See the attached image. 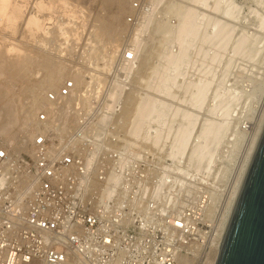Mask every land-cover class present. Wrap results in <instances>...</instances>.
Here are the masks:
<instances>
[{
	"label": "rangeland",
	"instance_id": "1",
	"mask_svg": "<svg viewBox=\"0 0 264 264\" xmlns=\"http://www.w3.org/2000/svg\"><path fill=\"white\" fill-rule=\"evenodd\" d=\"M66 1L76 11L72 17L55 13L56 22L71 18L57 30L63 31L57 35L51 22L50 34L41 33L35 37L39 41L34 38L25 43L36 52V60L42 56L50 61L48 69L37 63L33 72L39 68L38 78L45 74L48 82L25 87L27 92L20 83L10 88L14 87L8 74L12 68L1 61L3 73L7 71L9 76L0 78L1 87L11 89L9 96L2 93L31 108L36 104L35 94L59 89L79 72L81 87L77 85L73 91L94 84V89L79 95L103 100L90 107L93 113L112 114L109 127L142 130L154 124L155 134H126L122 143L135 148L127 159L133 157L138 163L134 171H138L143 192L157 195L155 210L160 215L197 212L204 215L208 232L216 229L220 209L264 108V90L257 92L264 83V0H158L141 27L128 24L132 0ZM34 2L27 0L14 34L5 33L3 24H9L10 18H3L5 23L1 19V41L3 37L22 39L19 32L23 28V34ZM95 32L103 35L98 37ZM129 48L138 49L136 61L121 62ZM22 73L26 71L21 67L16 70L19 78ZM55 77V83L50 82ZM3 94L0 108L7 99ZM6 111L9 109H0V134L5 136L0 135V143L18 144L22 132H7ZM44 111L36 112L38 118Z\"/></svg>",
	"mask_w": 264,
	"mask_h": 264
},
{
	"label": "built area",
	"instance_id": "2",
	"mask_svg": "<svg viewBox=\"0 0 264 264\" xmlns=\"http://www.w3.org/2000/svg\"><path fill=\"white\" fill-rule=\"evenodd\" d=\"M158 3L132 0L128 24L141 27ZM138 53L125 50L121 62ZM92 85L71 95L75 81H65L48 94L62 108L56 123L44 111L34 138L18 140L23 148L0 143V264H216L218 227L208 232L193 211L160 215L127 159L135 148L122 136L155 134L154 124L109 127L112 114L90 107L103 100L79 95Z\"/></svg>",
	"mask_w": 264,
	"mask_h": 264
},
{
	"label": "bare ground",
	"instance_id": "3",
	"mask_svg": "<svg viewBox=\"0 0 264 264\" xmlns=\"http://www.w3.org/2000/svg\"><path fill=\"white\" fill-rule=\"evenodd\" d=\"M32 1V0H31ZM27 0H0V23L1 21L3 20L4 23L7 21H5V18L8 19L10 18V20L8 21L9 24H3L2 23L0 25H2V28L4 27V29L6 28V32L7 34H9L8 32L10 31V33L14 34L15 33V28L17 27L16 24H17V21L18 19L23 16V14L25 13L26 11V8H27ZM33 6H30V8H32V10H30L31 12H29V16L26 20V18H22L24 19L23 22H25V26L26 28L24 29V32L22 34L21 30L23 28H21L20 32L21 35H22V39L20 41H16L14 39H12L11 37V40H4V37L2 38L3 41L0 42V78H5L7 74V71H5V73H3L2 69L3 67L1 68V61H3L4 63H8L7 66H4V67H8V65L10 64V68H12L11 70L9 69L8 70V74L10 75V86H14V84H21L22 85V88L24 90H26L28 87H30L32 85V87H34L33 85L36 83H39L40 86H42L41 84L43 82H48L47 78L45 77V74H43V77H41L40 79L38 78L39 74L42 73V72H39L37 74V70H39V68L36 70V74L33 73L34 72V66L35 64H43L44 65V68L48 69L49 65H50V61L48 60H44L41 56V58L44 60L42 61L41 58H37L36 60V52L34 53V51L31 50L30 47H28V45H26L25 43H28L26 42L27 40H32L34 39L36 36H40L41 33H44V34H50V32L52 30H49L48 28V25H50L51 22H53L52 24H55L56 27H55V32L61 27L60 25H68L71 21V18L70 19H65L66 21L64 23H62L63 21L61 22H56L55 21V18L57 17V13H64L63 15H67L68 17H72L73 13L76 11L75 9V6H73V4L69 3V1H66V0H35L34 3H31ZM27 12H28V9H27ZM56 13V14H55ZM27 14V13H26ZM56 15V16H55ZM3 16V17H2ZM26 16V15H25ZM66 16V18H67ZM60 17V16H59ZM65 17V16H64ZM2 19V20H1ZM60 19V18H59ZM63 19V16L62 18ZM20 22V21H19ZM22 22V23H23ZM57 23V24H56ZM23 25V24H22ZM21 23H20V27H22ZM63 25V27H64ZM7 26V27H6ZM24 26V25H23ZM51 27V25H50ZM19 28V27H18ZM54 28V25L51 29ZM120 28V26H119ZM19 30V29H18ZM61 30L63 31V29L61 28ZM61 30H59V33L61 32ZM64 30H68V28L65 27ZM69 31V30H68ZM67 31V32H68ZM119 31V30H118ZM117 31V32H118ZM66 32V33H67ZM116 32V33H117ZM58 33V31H57ZM59 33L57 35H59ZM65 33V31H64ZM65 33V34H66ZM62 35H65L63 33H61ZM95 34L99 37L100 35H103V34H98L97 32H95ZM94 35V34H93ZM5 36V35H4ZM42 36V35H41ZM49 36V35H48ZM67 36V35H65ZM8 36H6V39H7ZM117 37V36H116ZM115 37V38H116ZM62 38V37H61ZM114 38V40H115ZM37 39V38H35ZM62 39H65V38H62ZM24 40V41H23ZM38 40V39H37ZM96 40V39H95ZM109 40V39H108ZM39 41V40H38ZM116 41V40H115ZM41 42V40H40ZM61 42V41H60ZM63 42V41H62ZM117 42V41H116ZM115 42V43H116ZM35 43V42H34ZM43 43V41H42ZM46 43V42H45ZM48 43V42H47ZM75 43V42H74ZM73 43V44H74ZM61 44V43H60ZM112 44V43H111ZM114 45V44H113ZM31 46V45H30ZM68 46V45H67ZM100 48V47H99ZM116 48V47H115ZM40 49V47H39ZM66 49V48H65ZM61 50V49H60ZM70 50V49H69ZM64 51V50H63ZM43 52V51H42ZM62 52V51H61ZM53 53V52H52ZM51 53V54H52ZM55 54V53H54ZM44 56V55H43ZM70 56V55H69ZM73 56V54H72ZM73 58V57H72ZM51 59V58H50ZM53 59V58H52ZM58 59V58H57ZM73 61V60H72ZM56 62V61H55ZM3 63V64H4ZM52 63V62H51ZM67 63V62H66ZM2 64V65H3ZM5 64V65H6ZM12 64V65H11ZM55 64V63H54ZM63 65V64H61ZM48 66V67H47ZM58 66V65H57ZM65 66V65H63ZM22 68L24 71H26V73H22L21 74V78H19L18 75H16V70L18 68ZM41 67V66H40ZM43 67V66H42ZM41 67V68H42ZM43 68V69H44ZM60 68V67H59ZM68 68V67H66ZM41 71V70H40ZM43 71V70H42ZM61 71L64 72L63 69H61ZM68 72V71H66ZM64 72V73H66ZM75 73V72H74ZM79 73V72H78ZM78 73L76 74H73L72 77L73 78H70L72 80L75 81V86H74V90H75V87L77 85L80 84L81 81L78 80ZM48 75H50L49 73H47ZM41 75V74H40ZM47 77H50L48 76ZM65 75V74H64ZM71 75V74H69ZM55 76V75H54ZM9 77V76H8ZM37 77V79L35 78ZM58 77H55L53 78L50 82L52 83H55L56 79ZM94 78V77H92ZM7 79V78H6ZM32 79V82L30 80ZM67 79V78H66ZM69 79V78H68ZM67 79V80H68ZM61 80V79H60ZM59 80V81H60ZM64 80V79H63ZM2 81V80H1ZM0 81V95L3 94L2 92L6 91L7 94L9 93V89L10 88H14L16 87V85L14 87H10V86H4V87H1L2 86V83ZM5 81V80H4ZM3 81V82H4ZM58 81V83H59ZM96 81V80H95ZM6 82V81H5ZM79 82V83H78ZM94 82V80H93ZM30 85H29V84ZM7 84V83H6ZM27 84L29 86H27ZM35 84V85H36ZM57 84V83H56ZM64 84V83H63ZM62 84V85H63ZM38 86V85H37ZM80 86V85H79ZM6 87V88H5ZM10 87V88H8ZM25 87H27L25 89ZM36 87V86H35ZM53 87V85L51 86ZM61 87V86H60ZM81 87V86H80ZM21 88V87H20ZM39 89V87H37ZM56 88V87H55ZM264 83L263 84H260L259 85V90L257 89V92H262L264 89ZM17 89V88H16ZM30 89V88H29ZM73 89L71 90V95L72 93H74L75 91H73ZM78 89V88H77ZM11 90V89H10ZM31 90V89H30ZM29 91L28 89L26 90V92ZM49 91V90H48ZM52 91H55V93L57 94L58 93V89L56 88L55 90L52 89ZM51 91V92H52ZM77 91V90H76ZM12 92V91H11ZM18 92V91H16ZM20 92H22L20 90ZM40 92V91H39ZM38 92V93H39ZM5 93V92H4ZM30 93V92H29ZM42 93V94H41ZM15 94V93H14ZM20 94V93H19ZM48 92L46 93V91H43L41 90L40 94H35L34 95V100H36V104L34 105V107H27L26 103L23 104V106H20V103L15 101L17 98L13 97V96H10V98L8 99L6 94H3L6 98V100L4 101V107H1V108H7L9 109V113H4V118H5V121H6V124L7 126H5L7 132L10 130L8 129H11L12 131L14 130V132L16 131H20L22 133H19V135H23V134H26V133H31L33 135H31L32 139L34 138V133H36L38 131V129L40 127H42L45 123H43L41 120H39L38 118V115H36V112L38 110H42L44 109L48 115H49V119L46 121V122H54L56 123L55 121H58V118H56V113L59 112V110H62V108L58 109L57 111V108H55V105L51 103V101L48 100ZM10 95V93L8 94V96ZM3 96V97H4ZM21 96V95H20ZM26 96V95H25ZM1 97V96H0ZM33 98V97H32ZM31 98V99H32ZM2 99V98H0ZM4 99V98H3ZM0 100V103L3 101ZM18 100V99H17ZM19 101V100H18ZM22 101V100H21ZM17 102V103H16ZM33 102V101H32ZM24 103V101H23ZM3 104V103H1ZM1 106V105H0ZM0 108V109H1ZM5 110V109H4ZM12 110V112H11ZM57 111V112H56ZM5 112V111H4ZM42 114V113H41ZM35 115V116H34ZM3 119V118H2ZM4 121V120H3ZM263 124H264V108L261 112V115H260V118L258 120V123L255 127V130H254V133L252 135V137L250 138V141L247 145V148H246V152H245V155L243 156V159H242V162H241V165H240V168L238 169V172L235 176V179L233 181V183L231 184V187L229 188V191H228V195H227V199L225 201V203L222 205V208L220 209V213H219V218H218V221H219V224H217V227H218V242H217V245L219 247V250H220V245H221V242H222V239H223V235H224V231H225V227H226V224L228 222V219H229V216L231 214V211H232V208H233V205H234V202L236 200V197H237V194H238V191L240 189V186H241V183L243 181V178H244V175L246 173V170L248 168V165L250 163V160L253 156V153H254V150H255V147H256V144H257V141H258V138H259V135H260V132L262 130V127H263ZM2 125V124H1ZM2 128V127H1ZM4 129V128H3ZM5 130V129H4ZM18 131V132H19ZM17 132V133H18ZM2 133V132H1ZM5 133V132H4ZM16 133V135H17ZM8 134V133H7ZM11 134V132H10ZM2 136V138H5V136H3V133L0 134ZM12 137V136H11ZM9 137V138H11ZM8 138V139H9ZM19 139V137H17ZM21 138V137H20ZM13 139V138H11ZM10 139V140H11ZM6 140V139H4ZM17 140V139H15ZM7 142H9V140H6ZM13 144V143H12ZM11 144V145H12ZM14 144L16 145L17 142ZM13 144V145H14ZM15 147H21V143L19 142ZM23 148V146L21 147ZM25 156H23L24 158ZM219 225V226H218ZM220 252V251H219Z\"/></svg>",
	"mask_w": 264,
	"mask_h": 264
},
{
	"label": "water",
	"instance_id": "4",
	"mask_svg": "<svg viewBox=\"0 0 264 264\" xmlns=\"http://www.w3.org/2000/svg\"><path fill=\"white\" fill-rule=\"evenodd\" d=\"M216 264H264V124L226 224Z\"/></svg>",
	"mask_w": 264,
	"mask_h": 264
}]
</instances>
